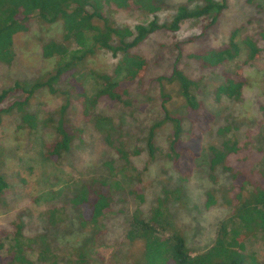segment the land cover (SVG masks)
Segmentation results:
<instances>
[{
    "label": "rangeland",
    "instance_id": "1",
    "mask_svg": "<svg viewBox=\"0 0 264 264\" xmlns=\"http://www.w3.org/2000/svg\"><path fill=\"white\" fill-rule=\"evenodd\" d=\"M213 1H224L226 9L216 32L210 36L209 46L221 47L227 43L231 33L237 31L236 41L241 49L239 61L214 71L201 70L198 63L189 57L197 51L199 44L186 42L199 34L200 22L186 21L179 32H155L134 50L146 58L148 70L141 86L131 91L127 105L101 99L90 114L84 116L80 103L69 90V75L55 86L61 91L58 95L53 96L46 91L34 95L26 110L41 123L49 117L57 118V112L70 98L65 120L81 131V139L73 142L59 162L52 163L43 157L44 146L56 139L51 129L41 127L35 138L29 139L24 131H18L20 114L3 118L0 126V176L8 188L0 198V231L9 230L16 220L22 222L26 256L34 264H40L38 257L41 252H46L48 257L54 256L59 264H73L80 255L84 256L85 264H132L135 258H139L141 246L125 238L126 223L136 208L148 217L165 191L174 193L177 190L181 193L168 200L167 208L183 231L192 254L205 253L214 242L218 225L229 216V208L222 204L218 192L231 183L229 172L221 167L209 169V149H220L222 143L229 139L238 142L241 153L230 156L227 166L249 178L251 175L255 183L252 182L264 189V0ZM153 3L157 7L153 14L136 8L106 12L118 27L133 29L139 25L146 26L153 20L159 25H167L179 6L192 9L202 4L188 3L187 0H153ZM61 35L60 24H42L34 16L28 32L14 37L13 62L9 66L0 64V92L13 87L16 82L29 87L42 74L52 72L57 62L44 60L42 48L50 41L60 43ZM245 38L256 39L260 49L259 57L243 68L247 86L238 100L217 97L216 91L223 84V73L240 67L247 58L242 45ZM120 59V55L100 50L86 61L82 70V86L88 97H94L100 90V83L92 76L93 72L115 80L121 78L116 74ZM175 67L197 84L193 94L212 117L210 128L203 134L201 152L193 164L192 177L186 183L179 182L168 157L171 127L163 123L157 83L158 78L170 76ZM163 87L166 93L173 95L169 110L182 118L184 132L188 133L189 123L184 119L185 110L182 101L176 97V88L167 84ZM66 92L67 96H63ZM159 123L154 131L155 154L150 157L147 137L149 130ZM119 143L124 146L130 162L122 181V178H113L109 170L117 171L124 166L115 150ZM120 176L123 177L122 174ZM111 179L119 180L124 190L115 195L112 206L115 213L103 221L101 232L94 237L93 233L79 229L69 200L75 185ZM136 188L140 189L144 199L139 206L131 194ZM208 193L215 195L216 202L212 206L207 205ZM176 197L179 199L175 200ZM50 208L59 212L55 216L54 228L45 218ZM3 241L7 250L9 240L4 238ZM246 252L255 254L259 261L264 262L262 238H249ZM4 256V252L0 254V264H11L9 259L3 260Z\"/></svg>",
    "mask_w": 264,
    "mask_h": 264
},
{
    "label": "trees",
    "instance_id": "2",
    "mask_svg": "<svg viewBox=\"0 0 264 264\" xmlns=\"http://www.w3.org/2000/svg\"><path fill=\"white\" fill-rule=\"evenodd\" d=\"M187 2L202 4L192 9L179 6L174 18L167 25H159L153 20L146 26L139 25L129 29L115 25L106 11L110 13L111 9L128 11L136 8L153 14L157 11L153 0H0V64L9 66L13 62L14 37L28 32L34 16L42 24H60L62 32L60 43L50 41L42 48L44 60L57 62L52 72L42 74L29 87L16 82L13 87L0 92V126L4 117L16 113L21 115L18 131H24L29 139L35 138L41 127L51 129L56 139L44 146L43 157L52 163L59 162L70 150L73 142L81 139V131L65 120L70 98L65 100V104L57 112V118L49 117L41 123L26 110L34 95L39 91L58 95L61 91L55 86L65 75H69V90L80 103L84 116H88L95 103L101 99L127 105L130 103L128 100L131 91L141 86L148 70L146 58L136 54L134 50L155 32H179L186 21L200 22L199 34L186 42L199 44L197 51L189 57L198 63L201 70L214 71L239 61L241 49L236 41L237 31L232 32L227 43L221 47L209 46L210 36L216 32L226 3L213 0ZM242 45L246 49L247 58L240 67L223 73V84L216 91L217 97L238 100L247 86L243 68L259 57L260 49L256 39L245 38ZM73 46L75 49H72ZM100 50L108 51L114 56L120 55L116 74L121 78L115 80L93 72L92 76L100 83V90L94 97H88L82 86V70L85 69L86 61ZM157 83L160 87L163 123L171 127L168 157L179 182L186 183L192 177L193 164L200 155L203 134L210 128L212 117L193 94L197 84L186 77L182 70L173 68L170 76L158 78ZM164 84L176 88V97L182 101L185 110L184 119L189 123L188 133L184 132L182 118L174 115L168 108L173 95L166 93ZM67 93L63 96H67ZM262 113L264 115V108ZM159 125L160 123L153 126L147 137L150 157L155 154L154 131ZM108 144L112 145L110 142ZM115 150L124 166L117 171L112 168L109 170L113 178L119 177L122 181L125 180L124 173L130 167L129 155L121 143ZM209 152V169L221 167L230 173L231 180L228 188L218 192L222 204L229 208V216L218 225L212 246L203 254H192L183 231L167 208L168 200L180 194L181 190L174 193L165 191L163 198L155 203L148 217L144 216L140 208H136L125 225V238L130 243L141 246L139 258H135L132 264H264L255 254L246 252L249 238L260 236L264 241V189H261L260 184H254L251 175L249 178L227 166L230 156L241 153L237 141L229 139L222 143L220 149L211 147ZM105 180L75 185L69 200V205L77 216L79 229L93 233L94 237L101 232L103 221L115 213L112 210L115 195L124 190L119 180ZM136 182L139 180L136 179ZM7 188L6 181L0 176V198L4 196ZM131 194L134 201L139 203L138 206L144 202L139 188L134 189ZM206 198L208 206L216 202L215 195L211 193ZM178 199L176 197L175 200ZM56 213H59L56 208H50L45 213L51 228L57 222ZM4 238H8L10 243L7 250L4 249ZM24 239L23 224L19 220L11 223L9 230H1L0 254L5 253L3 260L7 258L11 264H34L26 256L27 245ZM38 260L40 264H59L54 256L48 257L46 252H41ZM73 264H85L84 256H78Z\"/></svg>",
    "mask_w": 264,
    "mask_h": 264
}]
</instances>
